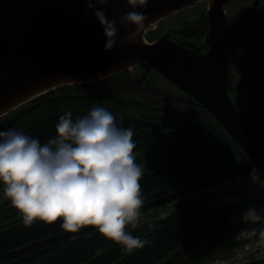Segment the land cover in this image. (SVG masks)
Wrapping results in <instances>:
<instances>
[{
	"label": "trees",
	"instance_id": "obj_1",
	"mask_svg": "<svg viewBox=\"0 0 264 264\" xmlns=\"http://www.w3.org/2000/svg\"><path fill=\"white\" fill-rule=\"evenodd\" d=\"M253 42L255 38L248 56L249 50L258 49ZM259 42L264 43L261 38ZM261 53L264 60V51ZM111 77L47 90L1 115L0 131H18L43 145L58 135L56 125L65 111H71L75 121L103 107L113 113L121 127L133 129L136 162L144 168L140 180L144 201L236 169L245 162L241 148L202 106L207 116L176 111L168 120L147 118L130 110L139 106L135 100L89 89ZM121 108L127 111L118 110ZM251 126L264 143V109ZM220 157L224 163L216 167ZM3 189L0 182V192ZM181 197L190 204L140 221L135 229L128 227L133 236L147 241L141 249L128 252L93 227L0 259V264H202L214 256L228 255L238 243L237 231L252 225L230 221L233 203L208 206L207 202L217 201V195L203 188ZM62 223V219L54 224L37 220L26 227L11 201L0 199V253L63 231Z\"/></svg>",
	"mask_w": 264,
	"mask_h": 264
},
{
	"label": "water",
	"instance_id": "obj_2",
	"mask_svg": "<svg viewBox=\"0 0 264 264\" xmlns=\"http://www.w3.org/2000/svg\"><path fill=\"white\" fill-rule=\"evenodd\" d=\"M194 1L197 0H149L146 6L137 7L135 10L145 13L149 20L136 43L122 42L124 36L135 31L134 25L125 27L119 23V17L132 10L127 0L97 3L95 9H103L109 20L116 19L119 29L116 46L105 51L104 28L86 0H0V116L60 85L100 79L139 64L145 70L156 69L206 109L246 155L240 167L146 200L142 209L249 168L264 178V143L233 99L234 30L226 13L232 0H208V28L201 37L187 36L174 25L153 41L145 39L144 32L153 23ZM258 1L253 0L247 19ZM90 228L93 226L80 231ZM76 233L60 231L2 252L0 259Z\"/></svg>",
	"mask_w": 264,
	"mask_h": 264
},
{
	"label": "clouds",
	"instance_id": "obj_3",
	"mask_svg": "<svg viewBox=\"0 0 264 264\" xmlns=\"http://www.w3.org/2000/svg\"><path fill=\"white\" fill-rule=\"evenodd\" d=\"M107 2L86 0L104 28L105 51H111L119 36L117 20L95 9L97 3ZM148 2L127 0L132 10L122 14L119 23L134 25L135 31L124 36L123 43L137 42L149 17L135 9ZM56 132L42 145L18 131H0V182L24 225L62 219L65 231L76 233L93 226L128 252L143 248L147 241L127 231L139 226L144 206L140 184L144 168L136 162L133 129L121 127L112 112L96 107L75 121L71 111H65ZM246 215L255 216V210Z\"/></svg>",
	"mask_w": 264,
	"mask_h": 264
},
{
	"label": "flooded vegetation",
	"instance_id": "obj_4",
	"mask_svg": "<svg viewBox=\"0 0 264 264\" xmlns=\"http://www.w3.org/2000/svg\"><path fill=\"white\" fill-rule=\"evenodd\" d=\"M263 8L264 0H259L255 11L248 19L247 12L243 21L241 20L242 17L239 21L234 22L233 24L229 20L230 25L234 30V36L231 42L233 48V93L240 89L243 79H245L244 61L246 51H244L243 57L240 59L241 46H243V48L245 47V50L251 33L253 32L251 35L252 38L254 32L259 31V16ZM160 22L155 37L150 41L155 40L164 29L174 25L179 26L181 33L193 37H201L208 28V18L205 14V8L198 17L185 16L172 22ZM262 33H264V31H262ZM108 76H112V80L108 82L107 85L114 89L113 95L116 97L133 99L137 102L139 106H134L132 108L134 113L141 115L143 113L153 114V117L151 118L168 120L174 115V112L176 113V111L189 112V106H200L196 104L191 97L177 89L154 68L145 70L139 64H132L131 66Z\"/></svg>",
	"mask_w": 264,
	"mask_h": 264
},
{
	"label": "rangeland",
	"instance_id": "obj_5",
	"mask_svg": "<svg viewBox=\"0 0 264 264\" xmlns=\"http://www.w3.org/2000/svg\"><path fill=\"white\" fill-rule=\"evenodd\" d=\"M253 0H232L226 9L227 16L231 23L239 21V19L242 17V21L244 19V16H246L249 8L251 7ZM208 3V0H197L190 4H187L170 14L164 16L163 18L159 19L155 23H153L149 28L146 29L144 32L145 39L147 41H150V36L153 35L155 37L158 25L161 23L160 21H168L172 22L175 20H178L180 18H183L185 16H192V17H198L199 14L202 13L203 9L206 7ZM260 21L258 23V32H254L253 37L251 38V35L249 36V39L246 44V49L244 50L243 46L240 51V59L243 57L244 51H246L245 55V61H244V68H245V79H243V82L240 86L239 90H236L234 94V101L240 108V110L245 113L250 121L251 124H254L259 116L261 115L263 109H264V60L261 59L260 54L264 51V43L263 45L260 44L259 38L264 42V34L262 35V31H264V8L260 12ZM152 37V36H151ZM255 38V48L258 47L257 50H252V52L249 50L250 55L248 56V49L251 40ZM252 43V44H253ZM239 74V72H238ZM238 77V75H237ZM97 80V79H95ZM112 80V77L102 84H92L91 87H89L90 90L93 92H108L113 94L114 89L110 88L107 83ZM93 81V80H90ZM13 110V109H12ZM121 112L127 111L126 109H118ZM130 110H133L130 108ZM189 112H194L196 114H200L203 116H207V112L201 107V106H189L188 108ZM224 163V159L220 157L218 161L216 162V167L220 166ZM6 198L4 196V191L0 192V199ZM180 197L176 200H170L168 202L155 205L152 207H148L141 210L140 215V221H144L148 218H151L153 216L168 212L170 210L178 209L181 207H184L185 205H189V202L185 201V198ZM208 206H217V201H210L207 202Z\"/></svg>",
	"mask_w": 264,
	"mask_h": 264
},
{
	"label": "built area",
	"instance_id": "obj_6",
	"mask_svg": "<svg viewBox=\"0 0 264 264\" xmlns=\"http://www.w3.org/2000/svg\"><path fill=\"white\" fill-rule=\"evenodd\" d=\"M217 195L219 206L233 203L232 223H252L236 233L238 243L226 256H214L202 264H264V178L254 168L203 188ZM254 209L256 215H246Z\"/></svg>",
	"mask_w": 264,
	"mask_h": 264
}]
</instances>
